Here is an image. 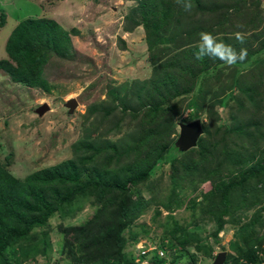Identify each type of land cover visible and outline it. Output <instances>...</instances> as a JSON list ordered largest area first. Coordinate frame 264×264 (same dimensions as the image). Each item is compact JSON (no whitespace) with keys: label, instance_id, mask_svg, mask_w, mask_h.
<instances>
[{"label":"rangeland","instance_id":"obj_1","mask_svg":"<svg viewBox=\"0 0 264 264\" xmlns=\"http://www.w3.org/2000/svg\"><path fill=\"white\" fill-rule=\"evenodd\" d=\"M191 2L193 8L184 28L206 25L209 21L223 18L225 22L220 42L232 46L237 53L241 48H246L248 53L243 62L218 70L219 78L206 76L203 79V92L197 94L200 106L196 110L204 128L201 137H206L208 134L215 135L218 127L232 125L233 107L242 96L239 86L256 74L253 71L256 67L251 66L252 60L264 59V50L258 54L259 57L256 54L264 38V0H247V5L242 7L243 0ZM139 4L140 0H0V10L6 17L5 25H0V59L7 57L6 44L14 28L30 17L44 16L61 24L70 32L73 47L70 57H57L45 67L43 78L47 80L48 89L14 82L9 74L0 72V163H8V168L16 176L25 177L38 169L75 160L74 146L80 141L91 142L88 154L95 158L87 167L89 171L83 173L85 180L90 177L111 179L116 171V162L123 167L124 163L139 160L132 173L151 167L147 169L149 176L134 189L136 199L140 198L144 207L136 210L124 229L123 236L127 241L123 251L126 256L138 263L148 259L152 264L151 259L160 256L159 250H163L164 255L160 256L166 260L163 264H213L220 251L228 253L231 250L229 243L237 225L231 222L230 214L222 217L220 221L225 222L219 237L223 248L219 249L214 239L218 223L211 213L213 199L209 197L219 198L216 185L220 179L216 176L213 181L203 178L207 177V171L216 169L222 162L227 168L233 163L224 153L225 145L210 147L206 161L201 160L198 146L196 151L191 148L186 154H180L176 166L159 159L164 151L161 145L164 142L166 146L175 143L179 137V122L194 120L187 106L189 98L173 95L192 84L193 74L201 66L194 62L193 53L187 50L182 55L172 44L170 56L179 53V58L173 62L170 60L165 68L169 56L162 53L161 48L169 45L158 42L150 49ZM235 16L245 19L246 23L254 22L256 28L253 26L245 33L249 46L235 39H224V36L235 34L231 33L239 23ZM260 17L262 21L259 23L257 20ZM170 36L171 32L165 37ZM151 52L157 54L154 58L156 65L149 58ZM210 59L213 65L218 61ZM157 64L164 69H158ZM183 65L190 67L189 74L181 69ZM262 72L264 74V64ZM237 80L242 82L235 86ZM112 89H116L119 95L115 99L110 94ZM228 94L233 95L229 101L222 105L216 103L213 107L218 98L224 99ZM70 98L78 101L71 114L64 105ZM159 102L162 107L175 102L179 107L167 112L160 125L151 124L154 127L146 131L150 123H141L142 112L147 114L151 104ZM44 105L49 109L39 114L37 109ZM136 115L140 117L134 118ZM258 121H261V114L253 117L250 132L258 130ZM155 135L160 136L159 143ZM137 147L143 149L138 151ZM120 153L125 155L120 158ZM98 155L102 156L103 162L111 160L113 166L105 169L100 161L97 162ZM119 159L125 161L120 163ZM194 170L199 172L194 174ZM223 173H226L225 168ZM224 180L227 178L224 177ZM167 204H170V209L165 207ZM98 208L94 198H90L83 201L81 209L73 217H52L49 257L40 256L27 264H83L82 261L72 262L70 256L62 251L64 234L59 225H83L92 219ZM255 209L240 210V214L251 216ZM178 226L197 234L203 244L213 246V255L210 257L190 247V252L184 251L181 259L173 260L179 251L160 245L168 242L165 234ZM262 232L264 234V229ZM132 233L139 234L138 241L144 248L156 247V252L151 249L148 258L143 257L137 241L130 238ZM193 254L197 257L196 262L193 261Z\"/></svg>","mask_w":264,"mask_h":264},{"label":"trees","instance_id":"obj_2","mask_svg":"<svg viewBox=\"0 0 264 264\" xmlns=\"http://www.w3.org/2000/svg\"><path fill=\"white\" fill-rule=\"evenodd\" d=\"M246 2L247 0H243L241 7L247 5ZM253 4L255 5V2ZM139 6L150 49L158 45V42L169 45L161 48V52L169 56L165 68L170 60L173 62L179 58V53L170 56L172 51L170 45H175V49H179L182 55L186 54L187 50L193 53L194 62L201 66L197 72H194L192 84L182 87V91H176L173 95V97L183 95L187 100L189 98L187 106L191 109V119L198 118L200 114L196 108L200 104L197 102V94L203 92L204 77L219 78L218 70L226 66L219 60L213 65L209 57L203 60L195 58L199 33L209 32L220 42L225 20L219 18L216 22L209 21L206 25H195L186 29L184 23L189 12H185L176 0H140ZM5 18L4 12L0 10L1 26L5 25ZM235 18L238 19L236 16ZM257 21L260 23L261 17ZM238 22L243 28L236 27L231 33L241 31L246 38L244 43L249 46L245 33L251 27H255L254 22L246 23L245 19L241 18ZM169 32L171 36L165 37ZM224 37L227 41L235 39L234 35ZM258 47L260 48L256 50L257 56L264 50V38L262 45ZM6 50L7 57L0 59V72L9 74L14 82L48 89L47 80L43 78L45 67L57 57L63 59L70 57L73 47L70 32L55 20L42 16L20 21L9 36ZM156 56L154 52L149 56L153 65H156L154 61ZM263 64L262 57L252 60L251 66L256 67L253 69L256 74L239 86L242 96L237 99L236 107H233L232 125L218 127L215 135L200 137L199 149L192 148L201 155L202 161H206L210 147L225 145L224 153L229 155L228 159L233 163L232 167L227 168L222 162L216 169L207 171V177L203 178L204 180L210 178L213 181L216 176L220 179V183L216 185L219 198L209 197L213 199L211 213L217 218L218 223L214 234L216 245L221 243L219 233L225 220H220L225 214H230L231 222L237 225L234 237L229 243L231 250L228 251L224 264L264 263ZM156 67L164 69L162 65L157 64ZM181 69L185 74L191 72L188 65H183ZM241 82L237 80L234 85ZM194 87L196 89L192 91ZM110 94L114 99L119 96L116 89H112ZM232 97V94H228L224 99L218 98V101L213 103V107L216 103L225 104ZM178 107L179 104L176 102L168 107H162L160 102L152 103L147 114L142 112L143 116L136 115L134 118L140 117L142 124L149 121L150 126H147L149 128L146 130L148 131L154 127L151 124L160 125L166 113ZM214 114L215 112L212 113ZM258 114H261V121L256 125L258 130L250 132L252 119ZM155 137L156 142L159 143L160 136L155 135ZM90 143L80 141L75 144L74 151L77 156L75 160L38 169L25 177L16 176L8 168V163H0V264H27L30 260H38L40 256L48 258L51 247L50 232L53 229L51 218L56 215L63 219L73 217L81 209L83 201L90 198H94L99 206L90 221L80 226L59 225V229L64 234L62 251L70 256L72 262L82 261L83 264H140L127 257L123 251L127 241L123 232L136 210L144 207L140 198L136 199L134 189L149 176L147 169L151 166L132 173L133 167L140 162L139 160L124 163L123 167L116 162V171L111 179L96 180L90 177L85 180L83 173L86 174L89 171V168L87 170L89 164L95 161L94 156L88 154ZM164 144L165 142L161 145L164 154L162 153L159 159L163 158L171 164L175 163L176 166L179 162L178 156L186 152L182 153L174 148V142L168 146ZM137 149L141 151L143 147ZM124 155L125 153L118 154L120 158ZM247 157L249 160H246ZM101 158L102 156L98 155L97 162L100 161L105 169L113 166L111 160L103 162ZM122 160L119 159L120 163L125 161ZM175 166L172 171L175 170ZM193 172L195 174L199 171ZM224 177L227 180H224ZM170 204L165 207L170 209ZM253 207L256 209L251 216L240 214L241 211H248ZM137 237H139L138 233H132L130 236L131 239L139 242ZM165 237L168 238V242H162L160 247L175 248L179 251L173 260L181 259L184 251L190 252V247L210 257L214 253L213 246L203 244L197 234L179 226L167 232ZM192 257L196 262L197 257L194 254ZM151 261L155 264H163L166 260H162L157 255Z\"/></svg>","mask_w":264,"mask_h":264},{"label":"clouds","instance_id":"obj_3","mask_svg":"<svg viewBox=\"0 0 264 264\" xmlns=\"http://www.w3.org/2000/svg\"><path fill=\"white\" fill-rule=\"evenodd\" d=\"M176 3L185 12H190L193 8L191 0H176ZM236 27L243 28V25L238 23ZM234 38L241 44L246 39L241 31H236ZM196 49L194 55L197 60H203L205 57H209L223 62L226 66H234L238 62H243L248 55L246 48H241L239 53H237L232 46L219 42L211 33L203 31L199 33V43Z\"/></svg>","mask_w":264,"mask_h":264},{"label":"water","instance_id":"obj_4","mask_svg":"<svg viewBox=\"0 0 264 264\" xmlns=\"http://www.w3.org/2000/svg\"><path fill=\"white\" fill-rule=\"evenodd\" d=\"M64 105L69 109V114H71L75 111L76 107L78 106V101L76 98H70L65 102ZM46 109H49V107L47 105H44L38 108L37 112L41 114ZM179 126L180 134L174 143V148H176L179 152H186L191 148L198 146L199 139L204 133L202 120L200 118H196L188 123L179 122ZM221 248H223V244L220 243L219 249ZM226 257L227 252L224 250L220 251L216 255L213 264H224L226 261Z\"/></svg>","mask_w":264,"mask_h":264},{"label":"built area","instance_id":"obj_5","mask_svg":"<svg viewBox=\"0 0 264 264\" xmlns=\"http://www.w3.org/2000/svg\"><path fill=\"white\" fill-rule=\"evenodd\" d=\"M138 245H139V249H141L140 253L143 257H147L149 256V252L152 250H155L156 247L154 248H144L143 244L141 241L138 242ZM159 255L162 257L164 255V251L163 250H159ZM140 264H149V260H144L142 262H140Z\"/></svg>","mask_w":264,"mask_h":264}]
</instances>
